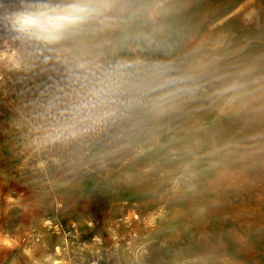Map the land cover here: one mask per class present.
I'll return each instance as SVG.
<instances>
[{"label": "clouds", "instance_id": "9594fccd", "mask_svg": "<svg viewBox=\"0 0 264 264\" xmlns=\"http://www.w3.org/2000/svg\"><path fill=\"white\" fill-rule=\"evenodd\" d=\"M216 12L200 0H0L8 133L42 193L89 179L146 193L152 207L122 219L164 235L126 264H247L264 236L213 227L264 176V17L252 8L235 31ZM23 197L4 196L5 214L25 211ZM0 249L71 264L59 245L33 256L3 226Z\"/></svg>", "mask_w": 264, "mask_h": 264}, {"label": "rangeland", "instance_id": "374dc122", "mask_svg": "<svg viewBox=\"0 0 264 264\" xmlns=\"http://www.w3.org/2000/svg\"><path fill=\"white\" fill-rule=\"evenodd\" d=\"M200 8H216L212 19L224 20L222 27L235 31L241 30L243 15L252 8L260 9L264 17V0H200ZM6 87L11 90L13 85L9 83ZM21 87L15 85L17 91ZM14 98V94L4 97L0 93V132L5 133L0 134V226L15 230L22 247H28L33 256L43 255L59 245L71 264H126L131 247L155 251L164 230H151L142 222L122 219L133 205H138L140 215L152 207L146 193L108 187L103 181L91 179L44 193L39 190L40 177L33 171L30 150L7 130L6 122L12 113L6 104ZM258 183V188L241 194L237 197L239 204L227 210L229 221L216 222L213 227L261 229L264 235V212L252 206L254 202L264 203V176ZM9 193L24 196L25 211L13 209L5 214L4 196ZM43 231L47 234H38ZM44 240L47 247L42 244ZM243 259L247 264H264V236L257 239L255 250ZM0 264L32 262L22 249H0Z\"/></svg>", "mask_w": 264, "mask_h": 264}, {"label": "bare ground", "instance_id": "6f19581e", "mask_svg": "<svg viewBox=\"0 0 264 264\" xmlns=\"http://www.w3.org/2000/svg\"><path fill=\"white\" fill-rule=\"evenodd\" d=\"M91 260V259H90ZM97 261V260H96ZM96 264V263H95Z\"/></svg>", "mask_w": 264, "mask_h": 264}]
</instances>
